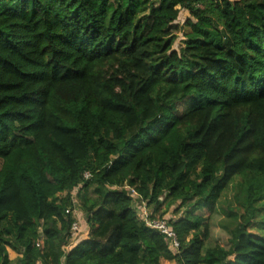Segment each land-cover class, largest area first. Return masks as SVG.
Wrapping results in <instances>:
<instances>
[{
	"label": "trees",
	"instance_id": "trees-1",
	"mask_svg": "<svg viewBox=\"0 0 264 264\" xmlns=\"http://www.w3.org/2000/svg\"><path fill=\"white\" fill-rule=\"evenodd\" d=\"M263 199L264 0H0V264H264Z\"/></svg>",
	"mask_w": 264,
	"mask_h": 264
},
{
	"label": "rangeland",
	"instance_id": "rangeland-1",
	"mask_svg": "<svg viewBox=\"0 0 264 264\" xmlns=\"http://www.w3.org/2000/svg\"><path fill=\"white\" fill-rule=\"evenodd\" d=\"M131 193L132 195H135L133 192ZM244 200L245 193L240 187V178L237 177L234 181L226 185L220 197L216 201L214 209L211 213H208L207 210L201 211V213L203 212L202 214L205 217V222H207L209 228L208 240L206 241L207 244L218 243L225 247L228 246L227 241L231 237L233 229L241 221V214L243 213L242 204ZM262 202L264 203V199L261 201V203ZM137 204H141V206L138 207ZM133 206L135 207L139 217L141 214H149L148 207L139 199H135L133 201ZM174 207L175 205L170 206L167 212L169 216H172V218L174 217ZM80 209L81 206L77 205L74 214H76V218H78L80 225H82V219L84 220L85 216L83 211ZM85 225L86 224H84V226L82 225L84 228L80 227L81 232L86 231L87 225L86 228ZM249 229L252 230V232H257L259 231L260 227L255 224L249 227ZM259 233H262V231ZM160 264H175V262L161 259Z\"/></svg>",
	"mask_w": 264,
	"mask_h": 264
},
{
	"label": "built area",
	"instance_id": "built-area-1",
	"mask_svg": "<svg viewBox=\"0 0 264 264\" xmlns=\"http://www.w3.org/2000/svg\"><path fill=\"white\" fill-rule=\"evenodd\" d=\"M89 176H90V173L88 171L84 172V177H89ZM66 211L69 212V209H67ZM74 212L75 210L73 209V214ZM74 216H75V221L72 224V230L76 233L80 231L81 225H80L78 218H76L77 217L76 214H74ZM147 223L150 227L157 229L160 233L163 234L164 239L168 241L169 246L172 247V249L176 250L178 248L179 242L177 240V236L171 230V228L168 227L164 222L153 220Z\"/></svg>",
	"mask_w": 264,
	"mask_h": 264
}]
</instances>
